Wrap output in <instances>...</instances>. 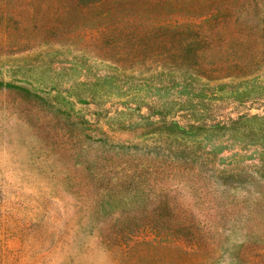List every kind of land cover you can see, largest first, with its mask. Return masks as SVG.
I'll return each mask as SVG.
<instances>
[{"label":"rangeland","instance_id":"374dc122","mask_svg":"<svg viewBox=\"0 0 264 264\" xmlns=\"http://www.w3.org/2000/svg\"><path fill=\"white\" fill-rule=\"evenodd\" d=\"M0 264H264V0H0Z\"/></svg>","mask_w":264,"mask_h":264},{"label":"trees","instance_id":"16d2710c","mask_svg":"<svg viewBox=\"0 0 264 264\" xmlns=\"http://www.w3.org/2000/svg\"><path fill=\"white\" fill-rule=\"evenodd\" d=\"M250 1L253 3V5H254L255 8H257L258 5H259V3H260V0H250ZM255 117H259V116H255ZM173 124H175L178 127V129L182 133H184L185 135H192V132L191 131H187L184 127L180 126L177 122H173Z\"/></svg>","mask_w":264,"mask_h":264}]
</instances>
